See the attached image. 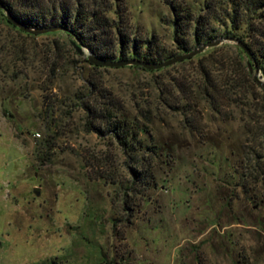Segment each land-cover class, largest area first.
Masks as SVG:
<instances>
[{
	"label": "rangeland",
	"instance_id": "rangeland-1",
	"mask_svg": "<svg viewBox=\"0 0 264 264\" xmlns=\"http://www.w3.org/2000/svg\"><path fill=\"white\" fill-rule=\"evenodd\" d=\"M175 1L197 14L219 0ZM123 7L128 32L154 38L164 57L178 52L167 2ZM72 42L0 27V264H264V160L246 155L263 152L247 132L264 125L260 86L247 108L172 112L158 88L198 78L195 62L94 69ZM91 80L145 130L126 153L87 129L79 105L101 99L86 97ZM141 161L148 185L134 181Z\"/></svg>",
	"mask_w": 264,
	"mask_h": 264
},
{
	"label": "trees",
	"instance_id": "trees-1",
	"mask_svg": "<svg viewBox=\"0 0 264 264\" xmlns=\"http://www.w3.org/2000/svg\"><path fill=\"white\" fill-rule=\"evenodd\" d=\"M164 1L172 11V40L178 51L167 57L158 51L154 38L144 40L128 32L123 18V0H0L13 18L23 25L32 28H65L68 32H59L79 40L96 57L108 61L138 59L161 62L180 53L190 52L193 46L199 47L222 37L236 38L250 50L264 77V0L205 2V13L197 14L193 13L189 4L175 0ZM110 14L115 15L114 19ZM1 25L23 33L7 21L2 10L0 27ZM194 62L198 78L193 81L186 78L181 81L174 79L168 85L158 88L157 101L162 107L186 114L200 101H205L212 112L219 114L223 102L227 106L241 109L250 106L247 104L256 82L247 68L248 63L253 66L252 60L241 49L232 44H223L175 66ZM92 66L94 69H100L99 66ZM130 68L144 71L140 67ZM163 71L165 68L156 72ZM97 93L101 97L100 101L95 99L94 102L87 101L79 105L88 116L87 129L97 134L110 135L126 153L128 147L135 146L137 135L145 130L135 124L134 120H128L120 114L116 104L112 103V99H108L107 93L101 91L93 80L88 81L86 97L90 99ZM261 95L259 115L264 123L262 88ZM255 116L251 115L252 121H257ZM184 123L191 127V122L186 116ZM247 132L252 137L258 135L262 139L260 148L263 152H246V155H251L257 162L259 159L264 160V125L256 127L255 130L247 125ZM152 152L156 154L154 150ZM149 165L150 162L145 164L141 161L138 170L132 168L135 183L137 180L144 183L145 179H149ZM144 184L148 185L146 182Z\"/></svg>",
	"mask_w": 264,
	"mask_h": 264
},
{
	"label": "water",
	"instance_id": "water-1",
	"mask_svg": "<svg viewBox=\"0 0 264 264\" xmlns=\"http://www.w3.org/2000/svg\"><path fill=\"white\" fill-rule=\"evenodd\" d=\"M0 10L4 12V15L7 21H9L12 25H14L17 29H19L23 33L31 35V36L50 34V33H55L59 31L68 32V30L62 27L32 28V27L25 26L19 21H17L16 19H14L11 13L9 12V10H7L1 2H0ZM75 42L78 45L72 42L74 49L79 54H84V52H86L87 61L91 65L105 67V68L140 67L149 72L158 71V70L170 67L172 65L181 63L183 61H186L190 58H193L205 52L208 49L219 47L223 44H232V45L237 46L239 49H241V51H243L252 60L253 66L250 63L247 64L248 71L250 74L253 75L254 81L264 90V77L259 71L258 66L255 64V61L253 59V56L250 50L246 47V45L243 42H241L239 39H236V38L222 37L215 41L201 45L190 52L176 55L162 62H148V61H143V60H138V59H124V60H113V61L103 60V59L96 57L93 54V52L88 47L83 45L79 40H75ZM32 193L34 194L36 198H39L40 189L38 187H34L32 190Z\"/></svg>",
	"mask_w": 264,
	"mask_h": 264
},
{
	"label": "built area",
	"instance_id": "built-area-1",
	"mask_svg": "<svg viewBox=\"0 0 264 264\" xmlns=\"http://www.w3.org/2000/svg\"><path fill=\"white\" fill-rule=\"evenodd\" d=\"M36 136H39V135L36 134Z\"/></svg>",
	"mask_w": 264,
	"mask_h": 264
}]
</instances>
